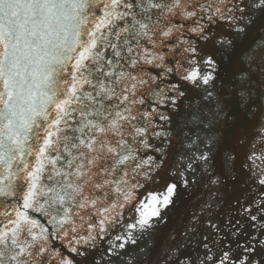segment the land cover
Wrapping results in <instances>:
<instances>
[{"label": "snow or ice", "instance_id": "obj_1", "mask_svg": "<svg viewBox=\"0 0 264 264\" xmlns=\"http://www.w3.org/2000/svg\"><path fill=\"white\" fill-rule=\"evenodd\" d=\"M0 264H264V0H0Z\"/></svg>", "mask_w": 264, "mask_h": 264}]
</instances>
